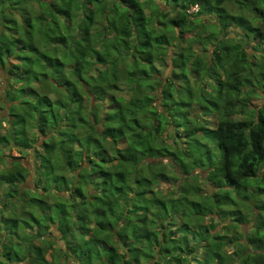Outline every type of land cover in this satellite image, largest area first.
Returning a JSON list of instances; mask_svg holds the SVG:
<instances>
[{"label": "trees", "instance_id": "16d2710c", "mask_svg": "<svg viewBox=\"0 0 264 264\" xmlns=\"http://www.w3.org/2000/svg\"><path fill=\"white\" fill-rule=\"evenodd\" d=\"M7 63L0 148L34 144L37 167L26 190L19 158L0 173V264H264V105L247 104L264 92V0H0ZM168 165L212 191L158 193ZM226 214L225 231L257 222L252 251H226Z\"/></svg>", "mask_w": 264, "mask_h": 264}, {"label": "rangeland", "instance_id": "374dc122", "mask_svg": "<svg viewBox=\"0 0 264 264\" xmlns=\"http://www.w3.org/2000/svg\"><path fill=\"white\" fill-rule=\"evenodd\" d=\"M195 10V6L191 8L190 11H194ZM150 12V9H147L146 10V13H149ZM205 19V18H203ZM164 21V20H163ZM165 27L166 29V26L160 22V24H158V29L161 31L163 28ZM102 24L100 23V21H97L93 28H92V31L93 32H102ZM177 29H172V30H169L167 32V34H169V36H172L173 38H175L177 36ZM180 46H184V44H180ZM193 50L195 51H200V49L202 48L199 44H195L193 45ZM209 48V47H208ZM210 49V48H209ZM172 52L175 50L174 48H171ZM210 59L209 56H206L205 57V60L208 61ZM5 61L7 62V59H5ZM168 65V66H167ZM11 67V64L10 63H7L6 66L3 68L1 67L0 65V118L1 116H5L6 115V112H7V108L9 106V103L8 101H6L5 98L2 97V93L5 91V88H6V85L11 83L12 82V76H9L8 72H7V69ZM161 68V73H162V77L165 78L167 77L170 72H171V65L168 64L166 62V64L164 63L163 66H159ZM20 73L22 71H19ZM258 77L257 75H252L251 79L254 81L256 80ZM264 81V80H263ZM199 84H196L194 83V81L191 79L190 81V84L196 88V93L198 92V90L200 89V85L205 83V86L207 87V89H209V85H210V80L209 79H206V80H200L198 81ZM15 84V82H14ZM21 85H18L17 87L21 88V89H24L23 87H20ZM128 85H124L122 84L121 85V89L117 92V95H120L122 97H125L127 98L129 96V91H128ZM158 91H159V88H158ZM157 91V92H158ZM22 96L25 95V93H22ZM156 95H158V98L160 96V92H158ZM1 101L3 102L1 104ZM247 104L252 107V108H258L262 105H264V92H262L261 90V95L259 96H255V97H250L248 100H247ZM197 105L196 104H193V110H196L197 109ZM199 111V110H198ZM202 116V119L207 123V124H211V122L214 120L213 117H210L208 115H201ZM238 119L242 118V114H238L236 116ZM6 125V121L5 120H1L0 121V131H4V127ZM33 135H34V132H32ZM74 146L76 147V144H74ZM184 145H182L183 147ZM35 148V145L33 144V147L30 148V149H27L26 151L24 152H20L16 146L13 144V143H9L7 144L5 147L3 148H0V173H5L10 167H11V162L13 159H16V158H19L17 159L18 162H21V164L26 167L27 169H29V172L24 174L23 176V180L20 184L21 188L22 189H27V188H32L33 185H32V181H33V177H34V174H35V171H36V167H37V164L35 165L34 164V155L36 153V150H34ZM36 149V148H35ZM41 150V149H40ZM24 157V158H22ZM14 161V160H13ZM167 164V162H164ZM191 173H194L195 174V178H196V183H198L202 189V193H207V192H210L212 191V188L210 186H208V182L204 181L203 178L205 177V174L207 173L206 171H202L200 169H195L194 172L192 171ZM263 173V175H262ZM67 177H72V174L71 173H68L66 174ZM168 177L170 178H167V179H164V180H160L158 183H156L154 185V189H157L158 190V193H161V194H169V193H172V194H177L178 193V190L180 189V187L182 186V184L184 182H187V183H192V181H194L193 177L190 176V172L189 173H186V172H183L181 171L179 168L177 167H173V165H168ZM257 178L259 179H262L264 178V165H261L259 167V171H258V174H257ZM7 189V185H1L0 184V208L2 207V194L4 193V191H6ZM191 198L193 199H196L197 196H191ZM19 207V208H18ZM17 209H20V204H18V206L16 207V210ZM255 213H258L257 211ZM231 215L229 214H226L225 216H223L222 218H219L217 219L216 221V228H215V231L214 232H219V233H227L228 237L232 238L236 241L235 244H229L226 246V251L228 252H232L231 249L236 247L237 246V249L239 250H242L243 248H246L247 246L244 245V243H242L243 241H245V237H246V234L245 233H248L252 228L255 227V220L254 218H249L247 223L245 224H242V226H238L236 228V232H234L233 229H230L229 231H225V223H229L230 220H229V217ZM208 220H202L201 223L205 224L207 223ZM236 233V235L234 234ZM233 240V241H234ZM239 242V243H237ZM237 244V245H236ZM57 245H61V243L59 242ZM247 248H250L249 250L252 251L253 250V247L250 245L248 246ZM255 248V247H254ZM58 259L59 261L61 262H65L63 256H60V254H58ZM67 264H74L75 261L72 260V258L70 259H67ZM193 263V261L191 262Z\"/></svg>", "mask_w": 264, "mask_h": 264}, {"label": "crops", "instance_id": "0c3cea01", "mask_svg": "<svg viewBox=\"0 0 264 264\" xmlns=\"http://www.w3.org/2000/svg\"><path fill=\"white\" fill-rule=\"evenodd\" d=\"M61 243V242H60ZM61 247H63V244L61 243V245H60ZM52 255H53V250H52V248L51 249H48L47 250V252H46V254H45V256H46V258L49 260L51 257H52ZM60 256H62L61 254H60ZM64 258V257H63ZM70 258H72V256H68L67 257V259H70ZM66 259V260H67ZM65 260V259H64ZM72 260H73V258H72ZM67 262V261H66ZM63 263V262H62Z\"/></svg>", "mask_w": 264, "mask_h": 264}]
</instances>
